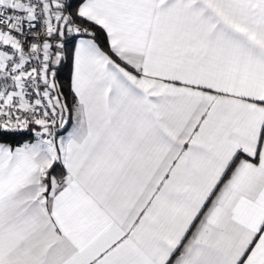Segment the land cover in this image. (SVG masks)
Here are the masks:
<instances>
[{"label": "snow or ice", "instance_id": "snow-or-ice-1", "mask_svg": "<svg viewBox=\"0 0 264 264\" xmlns=\"http://www.w3.org/2000/svg\"><path fill=\"white\" fill-rule=\"evenodd\" d=\"M0 264H264V0H0Z\"/></svg>", "mask_w": 264, "mask_h": 264}, {"label": "trees", "instance_id": "trees-1", "mask_svg": "<svg viewBox=\"0 0 264 264\" xmlns=\"http://www.w3.org/2000/svg\"><path fill=\"white\" fill-rule=\"evenodd\" d=\"M63 75L66 76L67 75V71H65V73Z\"/></svg>", "mask_w": 264, "mask_h": 264}]
</instances>
